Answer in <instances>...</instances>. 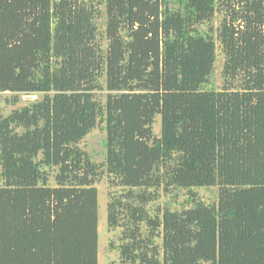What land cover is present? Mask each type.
Listing matches in <instances>:
<instances>
[{
  "label": "trees",
  "instance_id": "obj_1",
  "mask_svg": "<svg viewBox=\"0 0 264 264\" xmlns=\"http://www.w3.org/2000/svg\"><path fill=\"white\" fill-rule=\"evenodd\" d=\"M0 95V264H98L103 181L109 264H264V0H0Z\"/></svg>",
  "mask_w": 264,
  "mask_h": 264
},
{
  "label": "rangeland",
  "instance_id": "obj_2",
  "mask_svg": "<svg viewBox=\"0 0 264 264\" xmlns=\"http://www.w3.org/2000/svg\"><path fill=\"white\" fill-rule=\"evenodd\" d=\"M219 15L217 14L213 19L214 27H217L219 24ZM103 21V20H102ZM219 52V51H218ZM222 59L218 56L217 62L215 63L214 74L211 78V83L215 87H221L222 80L220 78V69H221ZM3 95H0V97ZM38 98L36 95H24L22 97L23 102H28ZM22 105V104H21ZM14 107H4L0 103V112L8 113ZM158 121H155L153 124V132L155 135H159V117L156 118ZM105 134L100 129H95L91 132L81 143L79 147L86 151L95 162H102L104 159V147L102 145V140ZM98 190V226L97 232L99 236L98 242V264H109L110 261L116 260L118 255L114 250L109 249V242L114 237V233L109 232L107 228L106 221V205L108 201V187L107 182L103 181L96 185ZM198 197L205 201H210L215 198V190H205L200 189L196 191ZM187 190L179 189L174 191L172 194L160 193L158 200L150 204L151 208L160 206L161 208L165 207L168 204V207L171 209H182L184 205H187ZM191 205V204H190Z\"/></svg>",
  "mask_w": 264,
  "mask_h": 264
}]
</instances>
